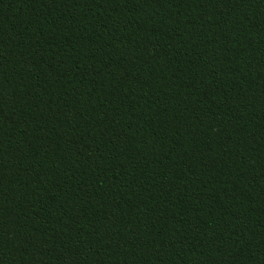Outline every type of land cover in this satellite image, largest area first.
Listing matches in <instances>:
<instances>
[{
  "label": "trees",
  "instance_id": "trees-1",
  "mask_svg": "<svg viewBox=\"0 0 264 264\" xmlns=\"http://www.w3.org/2000/svg\"><path fill=\"white\" fill-rule=\"evenodd\" d=\"M0 264H264V0H0Z\"/></svg>",
  "mask_w": 264,
  "mask_h": 264
}]
</instances>
